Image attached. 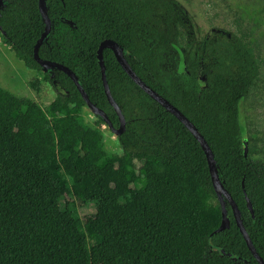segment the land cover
<instances>
[{
  "label": "trees",
  "instance_id": "1",
  "mask_svg": "<svg viewBox=\"0 0 264 264\" xmlns=\"http://www.w3.org/2000/svg\"><path fill=\"white\" fill-rule=\"evenodd\" d=\"M45 3L51 26L39 57L67 67L117 129L96 57L102 41H114L135 75L204 137L264 262V159L240 112L260 77L249 35L196 40L177 0ZM0 29L16 59L42 71L33 57L45 29L38 0H3ZM102 58L126 122L120 153L105 150L101 117L85 123L86 103L63 71L43 74L56 94L45 107L0 87V264H259L227 203L229 225L219 230L220 201L192 134L111 50Z\"/></svg>",
  "mask_w": 264,
  "mask_h": 264
},
{
  "label": "rangeland",
  "instance_id": "2",
  "mask_svg": "<svg viewBox=\"0 0 264 264\" xmlns=\"http://www.w3.org/2000/svg\"><path fill=\"white\" fill-rule=\"evenodd\" d=\"M190 16L196 40L214 31L249 35L254 54L261 60L260 77L248 97L241 104L244 125L256 139L255 158L264 159V0H177ZM43 71L28 69L17 60L2 42L0 32V87L10 93L32 100L41 107L55 97L51 86L43 80ZM85 123L92 126L95 115L83 109ZM104 148L110 153H120L116 135L106 125L101 126ZM89 212L94 211L91 206Z\"/></svg>",
  "mask_w": 264,
  "mask_h": 264
},
{
  "label": "water",
  "instance_id": "3",
  "mask_svg": "<svg viewBox=\"0 0 264 264\" xmlns=\"http://www.w3.org/2000/svg\"><path fill=\"white\" fill-rule=\"evenodd\" d=\"M3 0H0V5ZM38 9L43 17V20L45 22V29L39 39L37 40L34 49H33V57L35 61L39 64L42 71L44 73L48 72L51 69H56L63 71L75 84L77 90L81 94L84 102L86 103L87 108L94 114L102 118V120L107 125L108 129L111 131V133L115 134L116 136H120L124 131L126 127V122L124 117L122 116L120 109L114 99L111 96L106 74H105V67L104 62L102 58V51L103 49H109L113 52L115 59L117 63L120 65V67L124 70V72L131 78V80L145 93L147 94L152 100H154L156 103H158L161 107H163L168 113L172 114L183 126L192 134L194 139L198 142L200 145L202 151L204 152L205 158L207 160L208 170L211 177L212 186L214 188V191L216 192L218 199L220 201L221 206V224L219 227V230H224L229 225V220L226 213L225 205L226 203L230 206L232 211V216L235 221L236 226L238 227L248 249L250 250L252 256L257 260L259 264H264L262 258L259 256L257 251L255 250L247 232L245 231V228L241 221L240 211L235 203V201L232 199L231 195L227 192V190L224 188L223 184L219 180L216 166H215V158L214 155L205 141L204 137L201 135V133L198 131V129L193 125L192 122L189 121L187 117H185L181 111H179L174 105H172L170 102H168L166 99H164L162 96H160L157 92H155L153 89H151L147 84H145L139 77L135 75V73L131 70L128 62L124 59L122 49L112 40L106 39L102 41L99 45V48L96 53V57L98 60V64L101 70V78H102V84L104 88V92L107 98L108 103L110 106L114 109L115 113L118 116L119 119V128H114L111 122L109 121L107 115L105 112L99 108H97L87 95L85 94L83 88L81 87V84L78 80V78L64 65L58 64L55 62H51L48 60H43L38 55L39 47L41 46L42 42L46 38L49 30H50V19L47 14L46 9V3L45 0H38ZM244 147L246 151V142L244 141ZM245 201L247 204V207L251 209V204L248 200V198L245 197Z\"/></svg>",
  "mask_w": 264,
  "mask_h": 264
},
{
  "label": "built area",
  "instance_id": "4",
  "mask_svg": "<svg viewBox=\"0 0 264 264\" xmlns=\"http://www.w3.org/2000/svg\"><path fill=\"white\" fill-rule=\"evenodd\" d=\"M0 32H1V35H3V33H2V31H1V29H0Z\"/></svg>",
  "mask_w": 264,
  "mask_h": 264
}]
</instances>
